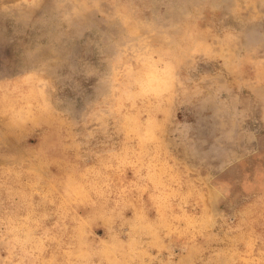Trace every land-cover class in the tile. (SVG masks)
<instances>
[{
    "label": "rangeland",
    "instance_id": "rangeland-1",
    "mask_svg": "<svg viewBox=\"0 0 264 264\" xmlns=\"http://www.w3.org/2000/svg\"><path fill=\"white\" fill-rule=\"evenodd\" d=\"M0 264H264V0H0Z\"/></svg>",
    "mask_w": 264,
    "mask_h": 264
}]
</instances>
